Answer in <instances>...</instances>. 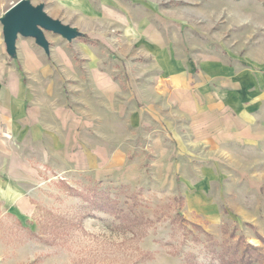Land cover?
Listing matches in <instances>:
<instances>
[{
	"label": "rangeland",
	"instance_id": "rangeland-1",
	"mask_svg": "<svg viewBox=\"0 0 264 264\" xmlns=\"http://www.w3.org/2000/svg\"><path fill=\"white\" fill-rule=\"evenodd\" d=\"M29 1L82 35L0 24V264H264V0Z\"/></svg>",
	"mask_w": 264,
	"mask_h": 264
},
{
	"label": "water",
	"instance_id": "water-1",
	"mask_svg": "<svg viewBox=\"0 0 264 264\" xmlns=\"http://www.w3.org/2000/svg\"><path fill=\"white\" fill-rule=\"evenodd\" d=\"M0 24L5 52L10 58L16 57L19 35L34 39L46 54L49 53V42L44 32H52L67 41L82 35L76 28L47 15L42 4L33 5L29 0L15 1L0 16Z\"/></svg>",
	"mask_w": 264,
	"mask_h": 264
},
{
	"label": "crops",
	"instance_id": "crops-1",
	"mask_svg": "<svg viewBox=\"0 0 264 264\" xmlns=\"http://www.w3.org/2000/svg\"><path fill=\"white\" fill-rule=\"evenodd\" d=\"M0 73L8 78L5 87L0 85V121L16 124L25 117L37 114L39 107L32 91L19 85L18 75L11 69L7 70L5 66L0 67ZM29 104L31 107H28Z\"/></svg>",
	"mask_w": 264,
	"mask_h": 264
},
{
	"label": "trees",
	"instance_id": "trees-1",
	"mask_svg": "<svg viewBox=\"0 0 264 264\" xmlns=\"http://www.w3.org/2000/svg\"><path fill=\"white\" fill-rule=\"evenodd\" d=\"M86 40H88V39H86ZM244 260V259H243ZM251 260L250 259H246V262H250Z\"/></svg>",
	"mask_w": 264,
	"mask_h": 264
}]
</instances>
